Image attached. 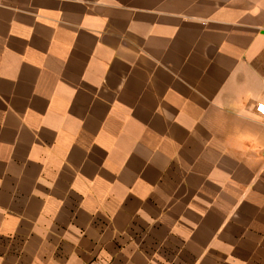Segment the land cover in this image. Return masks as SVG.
Listing matches in <instances>:
<instances>
[{"label":"crops","instance_id":"crops-1","mask_svg":"<svg viewBox=\"0 0 264 264\" xmlns=\"http://www.w3.org/2000/svg\"><path fill=\"white\" fill-rule=\"evenodd\" d=\"M264 0H0V264H264Z\"/></svg>","mask_w":264,"mask_h":264},{"label":"built area","instance_id":"built-area-1","mask_svg":"<svg viewBox=\"0 0 264 264\" xmlns=\"http://www.w3.org/2000/svg\"><path fill=\"white\" fill-rule=\"evenodd\" d=\"M255 112L264 120V104H258L255 107Z\"/></svg>","mask_w":264,"mask_h":264}]
</instances>
